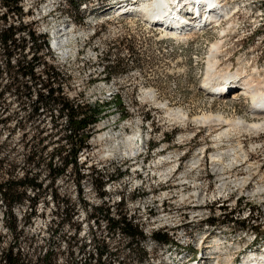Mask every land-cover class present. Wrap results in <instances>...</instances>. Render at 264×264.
Here are the masks:
<instances>
[{
  "label": "rangeland",
  "instance_id": "1",
  "mask_svg": "<svg viewBox=\"0 0 264 264\" xmlns=\"http://www.w3.org/2000/svg\"><path fill=\"white\" fill-rule=\"evenodd\" d=\"M76 1H82L78 10L69 0H23L24 18L10 13L9 21L49 39L44 53L67 76L66 94L71 99L107 105L91 149L80 158L86 178L81 187L73 172L56 182L57 194L69 199L74 209L73 219L66 221L63 205L51 199L50 177L42 167L46 201L39 204L31 224L22 225L26 234L17 241L5 226L6 205L0 202V245L16 242L32 260L52 253L53 264H194L201 253L207 264H240L251 250L261 253L264 133L247 134L240 126L196 119L218 115L232 122L263 120L250 111V96L240 94L232 100L237 91H229L225 101L222 94L213 99L200 86L212 47L221 42L217 70L241 66L246 75L259 71L255 78L264 80V0H218L228 18L219 17L220 24L212 29L209 22L203 31L196 25L186 30L184 25V34L163 29L141 13L143 5L156 0ZM116 4L133 11L98 13ZM4 13L0 5V15ZM176 18L171 24L179 27L182 23ZM204 19L201 16L202 24ZM21 38L28 39V30ZM27 46L23 55L30 61L33 53ZM54 115L58 117L59 110ZM67 118L59 119L65 129ZM19 145L15 139L4 152L23 165ZM215 157L221 163L213 162ZM98 207L109 208L114 219L126 215L146 240L132 245L134 252L129 250V238L118 234L105 216L94 218ZM27 212L28 206L16 209L19 219ZM242 223L249 229H242ZM156 232L172 242H156ZM100 248H106L108 256L97 263Z\"/></svg>",
  "mask_w": 264,
  "mask_h": 264
},
{
  "label": "trees",
  "instance_id": "2",
  "mask_svg": "<svg viewBox=\"0 0 264 264\" xmlns=\"http://www.w3.org/2000/svg\"><path fill=\"white\" fill-rule=\"evenodd\" d=\"M69 1L77 10L82 3ZM22 2L0 0V5L6 8V13L0 15V61L3 63V70L0 69V202L6 205L5 226L16 237V241L26 234L22 225H30L32 218L37 215L39 204L46 201L44 193H47V188H44L41 180L42 167L50 177L48 189L51 199L63 205L62 214L66 216V221L73 219L74 209L70 206V200L61 198L54 187L58 179L70 172L76 175L77 184L81 187L86 175L82 172L80 158L91 149L94 130L107 108L104 104L71 99L66 94L67 76L59 63L50 57L46 58L49 54L44 53L49 51V39L37 35L29 26L21 28L9 21L10 13L24 18ZM26 30L29 40L21 38ZM28 44L33 53L30 61L23 55ZM39 68H42L41 74L37 72ZM36 86H40L39 91ZM56 110H59L58 117L54 115ZM64 116L68 117L67 129L59 123V119ZM48 118H51L49 123L46 121ZM15 139L25 158L23 165L10 161L4 152ZM56 142L60 145L52 148ZM21 171L23 173L20 174ZM95 174L104 180L98 171ZM104 187L105 183L102 182L101 198L106 196L102 192ZM31 193H34V197H31ZM24 206L29 207L30 213H25L19 219L16 209ZM99 215L105 216L118 234L129 238V250L134 252L132 245L146 240L140 226L135 225L126 215L114 219L109 208L98 207L94 210V218ZM230 221L235 222V219ZM212 224L216 222L212 221ZM242 224V229H249L245 223ZM152 238L163 244L172 242L168 235L159 232L154 233ZM52 255L47 252L42 260H32L18 248L16 242L9 247L0 245V264H53ZM96 255L98 263L104 256H108V251L100 248Z\"/></svg>",
  "mask_w": 264,
  "mask_h": 264
},
{
  "label": "bare ground",
  "instance_id": "3",
  "mask_svg": "<svg viewBox=\"0 0 264 264\" xmlns=\"http://www.w3.org/2000/svg\"><path fill=\"white\" fill-rule=\"evenodd\" d=\"M197 2H199V3H197ZM198 4H204V8H200L201 6H198ZM121 8H123V7H120L119 9L121 10ZM186 8L189 9V11H188L189 13L187 14L188 17L183 16V11ZM122 10L123 11L121 13L123 14V13H125L124 10H127V11L132 10L133 11V8L132 7H129V8L126 7V8H123ZM176 10H178L177 14L175 12ZM140 11H141V13L144 14V16L147 17L148 20H150L154 24L161 26L162 28H165L169 25L166 29H168V30L170 29L172 31H174L176 29L175 32H177V34H184L185 33L184 32L185 30L183 31L184 25H185L184 29H186L188 26H193L195 28V25H196L198 28L197 29L198 31H203V30H205V28H201L200 26H207L209 22H212L211 24L209 23L210 24L209 26L215 28L216 26H218L217 24L219 23V21L222 20V19L220 20L219 17H216L217 14L220 15V18H224L225 16L226 17L228 16V11L223 8V6L221 5V3L218 0H206V2L204 0H194V2H192V0H171V1L156 0L155 3L143 5L141 7ZM197 13H199V15H197ZM169 15L172 17L169 18L168 17ZM122 16H124V15H122ZM189 16H191L192 18H189ZM201 16H205V19L203 20V24L200 22ZM176 17H178V20L182 23L179 27L171 24L172 20H177ZM188 19H190L192 22L189 21ZM193 27H192V30H193ZM211 27H209V28L207 27V28L212 29ZM174 34H176V33H174ZM222 43L223 42L216 44L212 47L211 55L209 57V68L207 69L208 70V78L209 79L213 78L214 80H216V82H218L217 80L221 81L224 77H228V75H230V73H231L230 71H227V72L221 74L220 71H217V69H216V67L218 66V63H219L218 57H220L219 54L221 53ZM55 47L58 48V45L56 44V42L54 43V48ZM242 73L244 74V72H242ZM258 74H260L259 71H254L252 76L245 77V81L239 82L238 84L234 83L233 85L232 84L228 85V83H220V82L215 84V83H211L210 81H208L207 78H205V79L207 80L206 84H209V86H210L209 89L212 88L211 90L217 91V90H220L223 88L221 91L218 92V93L223 95L221 100H224L225 97L227 96V94L229 92V91H227L228 89H231V88L233 89L235 87L237 88V86H238V88H240V89L232 95V100L238 98L240 94L241 95L245 94L248 97L250 96L252 98L251 99L252 100V108L250 109V111L254 115L257 114V115H260L261 117H263L262 121L255 122V123L254 122L249 123V122L244 121V120L239 121L240 120L239 119L237 122H235V120H234V122H232V120L231 121L225 120L223 117L218 116V115L217 116H202L196 120L198 122H203V123H208L210 121H211V123H213L212 120L213 121L217 120L219 122L223 121L229 125L240 126V127L244 128L246 130L247 134H248V132H250V133H252V132L264 133V80L260 81L259 79H256L254 75H258ZM235 75L237 78L242 77V74H240L239 72L235 73ZM201 87H203L204 91L209 92L207 87H205L203 83H201ZM219 97H220V95L217 98H219ZM176 116H178V119H181L183 121H185L187 119L185 115L177 114ZM254 119L256 120V118H253L252 120H254ZM214 124H215V122H214ZM229 127H231V126H229ZM226 128L224 127L225 130H226ZM244 129H242V130H244ZM227 131H228V129H227ZM230 131H228V133ZM225 133H227V132H225ZM223 134H224V132H223ZM219 135H222V134H219ZM129 141L130 142L134 141V138H131ZM217 142H219V141H217ZM213 162L217 163V162H220V160H218L215 157L213 159ZM218 165H220V164H218ZM224 169L225 168H220L221 173L224 172ZM249 254H248L249 256L246 255L247 257H245L240 264H264V250L261 253H258V252L256 253L254 250L253 252H251Z\"/></svg>",
  "mask_w": 264,
  "mask_h": 264
},
{
  "label": "built area",
  "instance_id": "4",
  "mask_svg": "<svg viewBox=\"0 0 264 264\" xmlns=\"http://www.w3.org/2000/svg\"><path fill=\"white\" fill-rule=\"evenodd\" d=\"M232 70V69H231ZM234 71L236 70V69H233Z\"/></svg>",
  "mask_w": 264,
  "mask_h": 264
}]
</instances>
